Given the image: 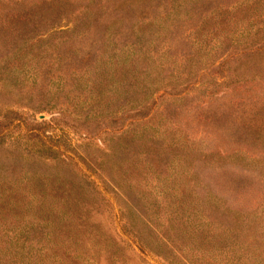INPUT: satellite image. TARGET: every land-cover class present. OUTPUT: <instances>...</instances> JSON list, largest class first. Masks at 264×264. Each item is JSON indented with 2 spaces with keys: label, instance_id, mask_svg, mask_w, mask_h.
<instances>
[{
  "label": "rangeland",
  "instance_id": "obj_1",
  "mask_svg": "<svg viewBox=\"0 0 264 264\" xmlns=\"http://www.w3.org/2000/svg\"><path fill=\"white\" fill-rule=\"evenodd\" d=\"M71 1L46 39L45 21L6 28L5 14L24 9L50 23L53 10L38 8L39 0H0V102L27 110L50 78L49 87H62L56 106L35 118L62 109L75 122L72 116L82 117L93 99L91 84L77 75L85 68L76 60L78 49L91 47L90 39L99 48L112 39L109 54L126 33L138 32V54L152 57L141 59L138 66L147 73L135 71V79L158 89L145 106L123 110L125 119L116 112L120 101H100V108L114 110L103 120L111 131L125 120V145L109 131L83 137L80 130L36 129L52 147L71 156L81 152L96 172L102 160L116 190L108 185L105 191L99 180L94 190L75 158L64 164L27 160L24 174L10 146L25 126L3 127L0 116V264H264V51L255 62L236 66L235 50L243 44L231 39L240 25L248 27L239 11L245 5L176 0L178 12L165 13L171 0H133L118 11L111 8L119 0ZM222 57L227 69L215 71ZM190 80L198 83L184 88ZM133 95H141L139 88ZM56 177L64 184L60 190L40 184ZM188 218L200 226L193 236L181 232Z\"/></svg>",
  "mask_w": 264,
  "mask_h": 264
},
{
  "label": "trees",
  "instance_id": "obj_2",
  "mask_svg": "<svg viewBox=\"0 0 264 264\" xmlns=\"http://www.w3.org/2000/svg\"><path fill=\"white\" fill-rule=\"evenodd\" d=\"M171 1H172L171 4L167 5V10L164 11L165 13H169V11L171 10L173 13L178 12L176 8L178 2H175L176 0H171ZM186 1L192 4L196 0H186ZM131 2H133V0H119L118 4H116V6H113L111 10H116V11L121 10L126 6L128 7V4H131ZM238 3L245 5L243 8L239 9V11L247 18L248 27L244 25H240L236 29L237 32L234 35V37L238 36L237 39H234L232 37L233 31L231 32L232 41H235V43L238 44H243L241 45V48L239 50H235V54H236L235 60H237L238 62L236 66L238 65L240 66V64L241 65L250 64L252 62H255L257 59H259L260 56H262L261 52L264 51V0H239V1L237 0L235 4L234 2H231L230 4H225V8H230L232 5L234 6ZM37 4H38V8H45L54 11L53 15L55 16L52 18V20H50L51 21L50 23L46 22V20H48L46 17H42L39 15H38L39 17H37L35 15H31L29 11H26L24 9H18V10H12L10 12H6L5 16L7 18L5 20L9 22V26H7L6 28H10V26L12 27L14 23L21 24L25 22L31 24L32 26H36L40 23V21H45L44 26H48V27L46 29L44 28L43 31L45 32H42L41 34L42 36H45L46 39H50V35L54 32L53 30L57 29V27H55V24L54 26H52V23L55 21L56 17H59V15L64 11L71 10L73 6L71 0H39V3L37 2ZM99 5L100 8L103 7L102 4ZM82 9H86L85 4L83 5ZM140 11H143L142 7ZM135 25H136L135 22L127 23V29L130 28L131 30V28L133 29ZM246 31L252 32L253 35L250 37V39H248V35L250 34V32L246 35L245 34ZM128 34L126 33V36H124V38L122 39V42L119 45V47L113 48V50L109 51V54L106 53V50L107 48H109L110 43L114 42L112 39L107 40L104 47L101 48H99L98 42L94 41L93 39H90L89 43L91 47H88L86 51H82L78 49L76 60L79 63H84L79 65H82V67L85 68L77 75L84 76L87 83L91 84L89 95L92 94L93 99L86 101V105L88 106V108L81 115L82 117L79 118L77 116H72L73 117L72 119L75 120V122H71L70 119H66V117L64 116H68V114L64 115V110L62 109L58 110L59 114H51L47 119L35 118V114H38L44 110L49 111V109L56 106L57 103L55 100L56 95L57 92H59L62 89V87L59 88L60 86H58V84L56 86L53 85L54 87L52 88L49 87L48 84L53 83V80L50 78H48L49 80L47 79L48 83L44 86V91L41 92L42 94L41 98L37 99L34 102H31L29 106H27V110H25L26 108H19L15 106L13 107L5 101L0 102V116H2L6 121L3 122L4 124L3 127H7L9 125L10 126L12 125V127L13 126L20 127L22 123L25 126L22 132H20L21 131L20 129L18 130L17 134L12 136L13 140L10 146V151L13 153V158H15L18 161L21 158V162L19 161L17 164L20 168H22V170L23 167H27L28 165L26 163L27 160H29L30 163H32V161L40 160L41 162H46V163L55 162L56 164L59 163L64 164L69 159L75 158L76 162H74V164L81 163L84 165V168L78 166L82 179L84 180V182L85 181L89 182L90 185L91 183H93L92 186L94 190H96L98 186L97 184L98 180L102 183L103 189L105 191L109 189L108 185H111L116 190V186H114L113 183L108 179V177H106L108 176V172L104 168V162L102 160H99V162L97 163V166L100 168V170L96 172L91 162L88 160L86 156L82 155L81 152H75V155L72 154L71 156L65 153L64 152L65 149L62 148V146L60 145L58 147V145L56 144L55 147H52V145H54L55 143L51 141L47 143L45 138H42V136L39 134L38 130L44 133V130L40 129L41 127L43 128L44 126H50L53 128L57 127L61 131L80 130L81 135L83 137L92 136L101 132L109 131V132H114V134L117 135L116 137L118 139L120 140L123 139L122 141H117L118 145L121 144L125 145V143H127L128 138H123L121 136V134L125 132L124 127L122 128L125 120L120 121L118 125L113 129L114 131H111L108 126L104 125L103 120L108 118L113 113L114 110L100 108L101 107V105H99L100 101L105 96H107V98H109L110 100L120 101L117 104L118 109L116 110V112L119 111L120 116H124L125 119V114L123 113V110L127 108H131L135 105H140L141 107L145 106L146 100L151 96H153L158 89V87L156 88L154 87L153 89L152 83L144 82V80H139L140 82L136 81L135 78L138 77L136 76V74H134L135 71L138 72L143 71L141 73H145V72L147 73V71H145L146 67L138 66V65H142L141 59L145 58V56L150 58L152 57V54L149 55V52H146L145 54V51H142L141 54H138V52H140V47H141L140 43L138 42L141 33L139 32L132 33L131 36H129ZM66 39H67L66 37L62 36L59 40L60 44L64 45ZM105 39L106 36L102 40L103 43ZM99 44L101 45V43ZM244 44H248V45L246 46ZM46 46L47 48L49 47L48 44ZM77 46L78 48H82L80 44H77ZM158 55L160 56V54ZM57 57L58 60L65 59V57L59 56V54H57ZM186 59H189V57H186ZM90 60H92L93 62H90ZM225 62H226L225 57H222L221 59L217 60L216 65L213 69L215 71L227 69L222 67ZM87 66L91 67L92 75L89 74L90 70L88 69ZM74 71L76 70H72L71 72ZM126 74L130 75L129 76L130 80H127V78L125 77ZM50 75L51 74H48L47 76ZM254 75H259V73L256 72L254 73ZM131 79H134L135 81ZM196 82L198 83L197 80L187 81L183 84V87L186 88L187 86L193 85V83ZM81 86H83V84H81ZM138 88L141 91V95L140 96L133 95L135 90ZM92 95L90 97H92ZM135 101L136 104H131L132 102ZM140 106L137 109H135V111L138 110ZM27 115L31 116L30 120L27 119ZM102 116L105 117L101 119ZM90 118H93L92 121H96V125L94 124L92 126L90 124L92 122ZM79 119L81 120L77 122V120ZM98 120H101V123H99ZM127 122H130V120ZM90 131L92 134L88 135ZM46 136L49 137V135ZM134 136H136L135 133L133 134L132 138H134ZM18 139H23V142L19 144L17 142ZM15 167L16 169L19 170L16 164ZM86 169L90 170L92 173H95L97 180L96 179L94 180L91 177L90 172L89 173L85 172ZM23 173L25 174L26 170H23ZM56 175L59 176L60 174L56 173ZM57 178L58 177L49 181L40 180V184L49 182V184H51L50 186L53 187V188L50 187V190H60V188L63 187L64 184H62V181ZM70 187L71 186H69L68 188ZM77 194L79 196H82V194L80 193ZM16 199L13 201V204L16 203ZM45 201L51 202L49 200H45ZM26 203H29V201L27 200ZM188 221L189 222L185 223L186 227L181 229V232H184L186 234L190 233V236H193L194 231L200 229L199 228L200 226L198 227L199 224L197 222H192V221L190 222L189 218Z\"/></svg>",
  "mask_w": 264,
  "mask_h": 264
},
{
  "label": "water",
  "instance_id": "obj_3",
  "mask_svg": "<svg viewBox=\"0 0 264 264\" xmlns=\"http://www.w3.org/2000/svg\"><path fill=\"white\" fill-rule=\"evenodd\" d=\"M39 116H42V114H39Z\"/></svg>",
  "mask_w": 264,
  "mask_h": 264
}]
</instances>
